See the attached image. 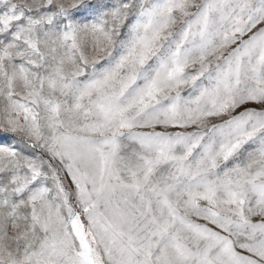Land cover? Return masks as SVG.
I'll list each match as a JSON object with an SVG mask.
<instances>
[{"label": "snow or ice", "instance_id": "6c2138e0", "mask_svg": "<svg viewBox=\"0 0 264 264\" xmlns=\"http://www.w3.org/2000/svg\"><path fill=\"white\" fill-rule=\"evenodd\" d=\"M0 264H264V0H0Z\"/></svg>", "mask_w": 264, "mask_h": 264}]
</instances>
